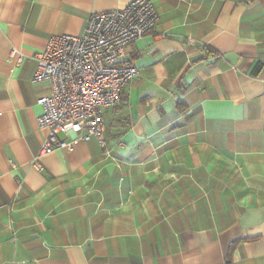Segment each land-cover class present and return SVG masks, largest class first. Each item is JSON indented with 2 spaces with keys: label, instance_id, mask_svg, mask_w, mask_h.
<instances>
[{
  "label": "crops",
  "instance_id": "0c3cea01",
  "mask_svg": "<svg viewBox=\"0 0 264 264\" xmlns=\"http://www.w3.org/2000/svg\"><path fill=\"white\" fill-rule=\"evenodd\" d=\"M127 1L0 0V264H264V0H152L107 144L40 153L34 55Z\"/></svg>",
  "mask_w": 264,
  "mask_h": 264
},
{
  "label": "built area",
  "instance_id": "2783aa9c",
  "mask_svg": "<svg viewBox=\"0 0 264 264\" xmlns=\"http://www.w3.org/2000/svg\"><path fill=\"white\" fill-rule=\"evenodd\" d=\"M157 18L152 0H128L90 13L81 33L53 35L34 55L32 80L48 82L36 99L37 124L47 128L40 153L71 148L76 139L107 144L104 110L119 103L123 85L137 73L126 48Z\"/></svg>",
  "mask_w": 264,
  "mask_h": 264
},
{
  "label": "rangeland",
  "instance_id": "374dc122",
  "mask_svg": "<svg viewBox=\"0 0 264 264\" xmlns=\"http://www.w3.org/2000/svg\"><path fill=\"white\" fill-rule=\"evenodd\" d=\"M105 110H106L105 113H106V116H107L106 121H105L106 134H107L111 130L114 131L112 128H114L115 125H116L115 118L114 117H112V118L109 117V115L112 113L111 110H113V111L116 110V106H113L112 109H111V107H107Z\"/></svg>",
  "mask_w": 264,
  "mask_h": 264
}]
</instances>
